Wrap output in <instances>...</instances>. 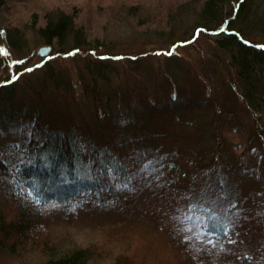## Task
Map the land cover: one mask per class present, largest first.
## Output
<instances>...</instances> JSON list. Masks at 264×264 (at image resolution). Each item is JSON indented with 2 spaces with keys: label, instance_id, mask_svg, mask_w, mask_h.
I'll list each match as a JSON object with an SVG mask.
<instances>
[{
  "label": "rangeland",
  "instance_id": "obj_1",
  "mask_svg": "<svg viewBox=\"0 0 264 264\" xmlns=\"http://www.w3.org/2000/svg\"><path fill=\"white\" fill-rule=\"evenodd\" d=\"M46 1L0 0V48L7 49L2 29L5 31L8 25H17L24 30L26 37L23 52L16 54L9 49L8 55L1 52L0 80L16 75L11 86L17 90L15 102L18 107L24 103L29 106L37 104L39 97L36 91H40L44 94L41 98L50 106L47 107L50 115L72 122L91 120L93 105L80 101L78 92L81 77L86 78L84 65L95 56L82 48L69 53L73 47L70 40L59 46L40 41L32 27L40 25L39 14ZM135 1L52 0L53 5L75 16L76 26L83 31L87 41L102 46L96 53L124 55L120 60L106 59L105 69L117 77L112 85L121 91L122 107L130 106L129 109L134 108L136 112L137 108L145 111L140 117L155 121L152 126L156 131L144 143L142 139L137 142L139 145L143 143L144 150H140L143 157L138 156L132 146L126 150V155L118 152L125 166L135 173L129 186L121 183L122 187L114 188V202L103 206L83 203L67 209L51 203L42 204L39 208L30 205L36 215L34 222L52 239L62 237L80 244L88 243L96 246L97 250L120 240L127 258L133 263L155 258L159 260L155 264H264V133L258 134L261 146L256 147L261 153V165L258 170L249 169L244 175H234L236 195L233 190L227 196L230 193L235 196L221 200V190L217 187L205 190L202 182L207 183V180H198L192 172L194 163L211 146V134H208L210 137H202L199 135L201 130L198 128L196 132L194 124L188 122V117H192L194 112L191 104H203L205 117L207 112L216 110V132L232 143L248 142L255 136V123L252 122L255 113L238 96L236 71L224 50L216 46L215 35L208 33L199 34L190 43L170 47V54L163 53L180 35L191 34V21L184 22L171 35L162 29L163 25L155 27L152 23L163 17L168 0H143L141 13L137 16L130 13ZM230 7L227 10L229 17ZM146 11L152 13L148 16ZM242 27L250 41L264 44L263 30L249 22ZM154 28L157 31H153ZM45 45L50 46V51L41 56L38 50ZM144 53L147 55L143 56ZM46 72L66 77L72 92L44 90L38 81ZM258 88L264 94V79ZM180 96L189 100L186 104L190 103L182 117L169 105ZM154 107H161V110ZM122 113L120 110L119 114ZM32 115L27 112L20 118L15 114L10 121L0 122V143L7 144L8 151L12 150L11 144L25 138L31 131L43 129L47 121L43 117L48 113L44 112L39 122ZM127 115L125 113L121 118ZM259 122L263 125L257 126L264 129V115ZM111 130L117 129L108 127L107 133L110 134ZM139 159L140 164H136ZM190 161L194 162L192 167ZM8 164L12 167L15 163ZM247 164L244 166L246 170ZM17 178L9 170L0 171V201L4 202V209L10 214L19 209L8 191L12 180ZM18 200L22 207L23 201L21 198ZM231 201L235 203L226 211ZM190 203L198 206L190 209ZM209 204L215 213L224 212L226 230L221 234L204 230L201 208ZM184 240L190 247L189 251L183 245ZM35 259L37 255L28 254L23 260L0 255V264H37Z\"/></svg>",
  "mask_w": 264,
  "mask_h": 264
},
{
  "label": "trees",
  "instance_id": "obj_2",
  "mask_svg": "<svg viewBox=\"0 0 264 264\" xmlns=\"http://www.w3.org/2000/svg\"><path fill=\"white\" fill-rule=\"evenodd\" d=\"M142 1L136 0L130 7V13H135L136 16L141 13ZM168 2L163 17L152 22L155 27L157 24L163 25L162 29L172 35L184 22L191 21L192 32L189 37L187 34L180 35L179 39L171 42L163 53L170 54V47L190 43L201 33L215 35L216 46L224 50L236 71L234 74L238 83L235 88L238 89V96L242 98L247 108L255 113V117L251 116L252 122L255 123L253 132L255 136L248 142L241 140L240 144H237L217 134L214 125L216 110L215 112L213 110V113L207 112L205 117L203 104H191L194 112L192 117H188V122L194 124L196 132L198 128L201 130L199 135L202 137L206 138L211 134V146L205 150L207 153L198 158V161L195 160L196 163L190 161V166L194 163L192 172L198 180H207V183L202 182L205 190H210L211 187L221 190L223 192L221 200H224L230 195L232 197L236 195L234 177L236 173L238 176L244 175L249 169L258 170L261 165L259 159L261 153L256 147L261 146L257 139L258 134L260 136V133H264V129L259 128L263 125L259 119L264 115V94L258 88L260 81L264 79V44L254 43L245 37L242 26L249 22L264 31V0H168ZM43 7L39 14L40 25L37 28L32 27L40 41L59 46L70 40L73 47L68 50L69 53L80 51L82 48L91 56H95L84 65L87 70L84 72L86 78L81 77L82 83L78 92L80 101L84 100L93 105V116L91 120L76 122L52 116L47 110L48 103L42 99L44 94L40 91H36V96L39 97L37 104L29 106L24 103L18 107L15 102L17 90L15 91L14 85L11 86L16 75H9L6 79L0 80V122L10 121L15 118V114L20 118L25 117L27 112L32 113V117L39 122L38 119L43 117L44 112L48 113L47 117H43L47 118L43 129L42 127L35 129L25 138L11 144L12 150L8 151L9 146L0 143V171L9 170L18 177L12 180V183L8 180L11 183L8 191L16 200L15 206L19 208L16 213L10 214L4 209L6 206L4 202L0 201V255L16 256L22 260L26 259L28 254L37 255V259L34 260L37 264H155L154 262L159 261L155 258L141 259L138 263H133L127 258L124 244L120 240L97 250L96 246L92 247L88 243L80 244L62 237L52 239L34 222L36 215L30 205L39 208L42 204L51 203L67 209L69 206L83 203L103 206L108 202H114L116 193L114 188H120L122 184L129 186L135 173L125 166L118 152L126 155L132 146L134 152L143 157L142 144L156 131L153 127L155 121L140 117L145 111H138L137 108L136 112L134 108L129 109L130 106L122 107L121 91L119 87L112 85L117 77L105 69L106 59L120 60L124 55L96 53L102 46L86 40L83 31L76 26L74 15L53 5L52 0L43 2ZM229 7L231 17L227 13ZM151 13L146 11L148 16ZM153 31L157 29L154 28ZM2 32L7 48L4 54H9L8 49L16 54L24 51L26 37L23 29L17 25H8ZM59 76L56 72H46L38 83L44 90L61 89L68 93L72 92L70 81ZM187 100L186 97L180 96L169 102L172 111L177 112L179 117L187 113L185 109L190 105L186 104ZM154 108L157 110L161 107ZM120 110L124 113L119 114ZM125 113H128L127 117L121 118ZM108 127H115L117 130H111L113 134L111 132L108 134ZM140 139L143 143L139 145L137 142L140 143ZM12 162L15 164L9 167L8 163ZM136 162L140 164L141 161L139 159ZM246 163L247 170L244 168ZM233 190L235 195L230 193L227 196L228 192ZM4 194L6 195L7 191ZM18 198L23 201L22 207ZM232 203L235 202L231 201L226 211L233 205ZM210 205L201 208L205 221L204 230L221 234L226 230L224 212L215 213ZM211 224L216 225L214 230L208 227ZM183 242L186 251H189L188 243L185 240Z\"/></svg>",
  "mask_w": 264,
  "mask_h": 264
},
{
  "label": "snow or ice",
  "instance_id": "obj_3",
  "mask_svg": "<svg viewBox=\"0 0 264 264\" xmlns=\"http://www.w3.org/2000/svg\"><path fill=\"white\" fill-rule=\"evenodd\" d=\"M4 50L2 49V48H0V52H3ZM19 63H23L22 61H19ZM28 71H31V69H28ZM196 206H198L196 203H190L189 204V208L191 209L192 207H196ZM199 206H202V205H199ZM208 227H210L211 229H215L216 228V225L215 224H211V225H209ZM189 231L191 230V229H188ZM186 239H188L189 237H185ZM209 242H211V241H209Z\"/></svg>",
  "mask_w": 264,
  "mask_h": 264
},
{
  "label": "water",
  "instance_id": "obj_4",
  "mask_svg": "<svg viewBox=\"0 0 264 264\" xmlns=\"http://www.w3.org/2000/svg\"><path fill=\"white\" fill-rule=\"evenodd\" d=\"M50 51V46L49 45H45V46H41L38 50V54L41 56H46Z\"/></svg>",
  "mask_w": 264,
  "mask_h": 264
}]
</instances>
